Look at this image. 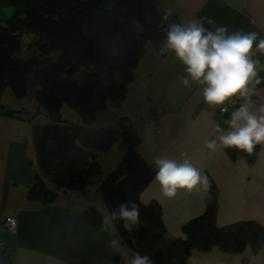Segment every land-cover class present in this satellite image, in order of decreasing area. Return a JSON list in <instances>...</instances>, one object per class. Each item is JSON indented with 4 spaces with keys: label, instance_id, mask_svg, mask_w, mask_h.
Masks as SVG:
<instances>
[{
    "label": "trees",
    "instance_id": "16d2710c",
    "mask_svg": "<svg viewBox=\"0 0 264 264\" xmlns=\"http://www.w3.org/2000/svg\"><path fill=\"white\" fill-rule=\"evenodd\" d=\"M156 1L115 0L116 6L109 9L107 0H0V10L6 4L14 9L10 18H0V95L8 87L22 99L31 89L48 114L59 113L67 104L84 122L92 120L107 103L119 104L145 44L152 41L160 48L164 39L158 25L166 13L157 9ZM168 23H178L177 16L170 15L164 27ZM24 33L33 35L37 55L17 57ZM32 139L38 170L27 198L41 204L66 192L85 194L101 171L96 152L119 145L123 156L101 180L99 191L108 213L122 202L140 205L139 226L129 232L117 221L115 230L130 249L150 255L153 264H187L193 251L208 252L214 247L228 253H240L247 246L253 252L264 247V226L257 222L216 225L218 195L210 177L204 212L183 226L185 238L169 237L160 204L154 200L147 206L141 203L140 195L155 169L139 154L141 135L132 127L95 131L50 123L34 127ZM226 153L232 159L244 154L252 163L258 146L251 156L234 148ZM46 176L54 189L47 187ZM101 218L95 207L82 214L87 225L101 227ZM109 261L125 264L118 254H112Z\"/></svg>",
    "mask_w": 264,
    "mask_h": 264
},
{
    "label": "crops",
    "instance_id": "0c3cea01",
    "mask_svg": "<svg viewBox=\"0 0 264 264\" xmlns=\"http://www.w3.org/2000/svg\"><path fill=\"white\" fill-rule=\"evenodd\" d=\"M156 7L162 13L176 15L178 23L197 19L209 30L226 26L229 33L256 32L264 38V0H157ZM205 17L215 23L208 24ZM253 51V59L260 61L257 70L261 81L251 98L255 108L264 103V53L255 47ZM185 75L184 65L173 53L160 54L159 48L149 41L128 84L125 99L100 111L113 112L109 118L117 123L111 128L124 125L139 131L138 152L147 164L159 156L191 158L216 186L218 227L240 221L264 226V147L258 145L252 163L244 154L230 158L219 145L215 151L206 149L204 141L218 135L217 126L225 132L230 130L226 121L231 113L221 115L220 106L205 103L202 86L184 87L181 78ZM25 114L0 105V222L12 213L17 218V233L2 235L6 261L9 264H80L82 261L110 264V256L117 252L120 256H132V249L126 250L116 230L101 232L100 227L83 223L82 214L88 207L100 208L97 210L102 216L108 213L102 198L95 200L77 192L67 197L62 194L49 204L27 198L35 172L26 166L25 153L22 152L24 159L20 156L23 142L19 133L22 126L18 124L25 120ZM115 149L118 148L96 152L99 163L106 165V173L123 156L120 149ZM46 179L50 182L47 176ZM140 200L160 204L167 235L175 239L185 238L183 226L205 210L204 189L190 193L181 190L174 198H166L153 179L142 191ZM111 240H117L119 246L113 247ZM187 264H264V247L253 252L247 246L240 253H228L216 247L208 252L193 251Z\"/></svg>",
    "mask_w": 264,
    "mask_h": 264
},
{
    "label": "clouds",
    "instance_id": "9594fccd",
    "mask_svg": "<svg viewBox=\"0 0 264 264\" xmlns=\"http://www.w3.org/2000/svg\"><path fill=\"white\" fill-rule=\"evenodd\" d=\"M171 13L161 17L164 39L161 40L160 54L173 53L184 65L185 76L181 78L184 87L193 84L202 86V97L210 106H223L234 96L244 100L231 113L226 121L229 131L217 126L215 138L204 141V147L215 151L222 148H234L253 155L257 146L264 147V103L253 107L251 97L261 81L258 78L259 59H253L256 51L264 53V38L256 32L229 33L226 26H216L215 30L204 27L201 20L193 19L183 23H164ZM204 20L212 25L215 22L207 17ZM139 26V21L134 22ZM221 111L226 108L221 107ZM155 169L153 182L159 186L166 198H174L179 191L191 192L202 188L209 190L211 184L206 174L196 167L191 158L176 159L159 156L152 161ZM145 206L149 202L141 200ZM122 221L125 230L131 232L140 224V205L134 201L122 202L101 218V232L115 230L116 222ZM118 247L117 240H111ZM125 264H153L148 254L135 253Z\"/></svg>",
    "mask_w": 264,
    "mask_h": 264
},
{
    "label": "rangeland",
    "instance_id": "374dc122",
    "mask_svg": "<svg viewBox=\"0 0 264 264\" xmlns=\"http://www.w3.org/2000/svg\"><path fill=\"white\" fill-rule=\"evenodd\" d=\"M115 6H116L115 0H107V7L109 9H112ZM13 13H14L13 7L6 4L0 10V18H2V19L10 18L13 15ZM33 42H34L33 35L30 33H24V35H22V47H21L20 52H18V54H16L17 57H23L24 58V57H27L29 55H31V56L37 55L36 54L37 51L33 45ZM31 46H32V48H31ZM57 57L58 56H55L54 60L57 59ZM109 104L110 103H107V106H110ZM0 105H2L6 109H11V110L14 109L16 111H25L26 112L25 116H27V117L25 118L24 121H22L21 123L18 124V125L22 126L21 129H19V133L21 134V137H22L21 140L23 142L22 149L20 151L21 152L20 156H22V158L24 159L23 154L25 153L24 154V156H25L24 162H25L26 166L29 167L30 169H32L34 172H36L38 170V166L36 163V156H35V147H34V143H33V139H32V130L34 127L44 125V124H50V123H56V124H59L61 126L84 127V128H87L90 130H95V131H98L99 129H101V127H103L104 129H115L117 127V126H115V128H111V125H115L113 123L114 122L117 123V120L116 119L113 120L112 118L111 119L109 118V117H111L110 114H113V112H109V111L108 112H101V111L96 112L95 118H93L92 121H90V123L84 122L82 120V118L80 117V115L72 107H70L67 104H63L61 106L59 113L48 114L45 111V109L37 103L35 96H34V92L31 89L28 91V94L26 97H24L22 99H18L13 95L10 88H8V87L4 88L1 95H0ZM108 108H110V107H108ZM103 116H105V117L107 116V118L103 119L104 118ZM117 129H119V128L117 127ZM117 129H115V130H117ZM25 139H26V142H25ZM115 146L118 149H120L118 144ZM118 149H115V150H118ZM22 152H24V153H22ZM99 154H102V153H99ZM96 160L98 161L97 158H96ZM105 166H106L105 164L101 165V171H100L99 175L96 178H94L92 180V182L88 185V187L86 189V193L84 195L88 194L90 198H93L95 200H96V197H100V199L102 198L101 192L99 191V184H100L101 180H103L106 177V175L109 173V172L106 173V169L104 170ZM99 179H101V180H99ZM44 180H45L47 187L54 189L52 184L49 181H47V179L44 178ZM70 193H72V192H68V193L64 194V196L67 197V195ZM59 197H61V196H59ZM99 205H100V203H99ZM102 206H99V207H102ZM104 208H106L105 205H104ZM120 240H122V239H120ZM124 246H125L126 250H131V249H129L128 246H126V245H124ZM131 252H132V256L136 253L135 251H132V250H131ZM117 254H121V253L117 252ZM132 256L129 254L128 257L127 256H125V257L122 256V257L124 259L130 260Z\"/></svg>",
    "mask_w": 264,
    "mask_h": 264
},
{
    "label": "built area",
    "instance_id": "2783aa9c",
    "mask_svg": "<svg viewBox=\"0 0 264 264\" xmlns=\"http://www.w3.org/2000/svg\"><path fill=\"white\" fill-rule=\"evenodd\" d=\"M253 97V95H252ZM251 97V98H252ZM244 102L238 95L230 98L223 106H220V114L227 115L232 113ZM221 107L226 108V111H221ZM4 233L16 234L17 233V218L15 214H10L4 221L0 222V264H9L5 259V243L2 235Z\"/></svg>",
    "mask_w": 264,
    "mask_h": 264
}]
</instances>
